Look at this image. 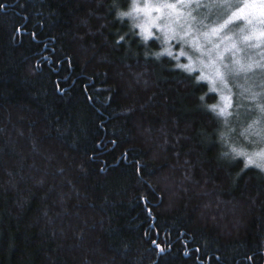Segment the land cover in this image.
<instances>
[{"label":"trees","instance_id":"trees-1","mask_svg":"<svg viewBox=\"0 0 264 264\" xmlns=\"http://www.w3.org/2000/svg\"><path fill=\"white\" fill-rule=\"evenodd\" d=\"M0 4V264H264V172L111 0Z\"/></svg>","mask_w":264,"mask_h":264},{"label":"clouds","instance_id":"clouds-1","mask_svg":"<svg viewBox=\"0 0 264 264\" xmlns=\"http://www.w3.org/2000/svg\"><path fill=\"white\" fill-rule=\"evenodd\" d=\"M250 7L245 0H111L125 29L120 39L195 90L219 157L264 172V11L241 18Z\"/></svg>","mask_w":264,"mask_h":264},{"label":"rangeland","instance_id":"rangeland-1","mask_svg":"<svg viewBox=\"0 0 264 264\" xmlns=\"http://www.w3.org/2000/svg\"><path fill=\"white\" fill-rule=\"evenodd\" d=\"M246 3L250 4V5H254V7H250L245 9L242 14H241V18L243 17V15H249V14H259L261 11H264L262 9H260L258 7V5L261 2H264V0H245Z\"/></svg>","mask_w":264,"mask_h":264},{"label":"snow or ice","instance_id":"snow-or-ice-1","mask_svg":"<svg viewBox=\"0 0 264 264\" xmlns=\"http://www.w3.org/2000/svg\"><path fill=\"white\" fill-rule=\"evenodd\" d=\"M4 8V5L3 4H0V9Z\"/></svg>","mask_w":264,"mask_h":264}]
</instances>
